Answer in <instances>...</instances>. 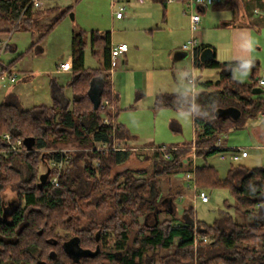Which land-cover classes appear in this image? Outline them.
Returning <instances> with one entry per match:
<instances>
[{
    "label": "trees",
    "instance_id": "1",
    "mask_svg": "<svg viewBox=\"0 0 264 264\" xmlns=\"http://www.w3.org/2000/svg\"><path fill=\"white\" fill-rule=\"evenodd\" d=\"M31 1L0 0L1 6L12 9L16 31L24 21H30ZM157 1L165 11L167 1ZM65 15L44 34L51 33ZM77 37L81 46L72 50V79L68 84L71 96L66 95L64 87L54 84L51 106L26 110L16 94L6 96L0 104V213L7 205L6 191L14 193L16 204L13 215L0 220V264H155L157 259L159 264H264V168L250 169L231 162L227 177L221 180L214 167L196 163L230 152L215 149L219 139L244 129L264 113L263 92H254L261 88L260 64L220 63L215 58L203 64L200 54L211 47L199 46L195 67L215 69L219 79H197L194 83L200 88L198 92L160 94L154 104L156 110L191 113L193 142L166 149L168 158L164 149L155 148L150 156L151 169L129 167L121 171L134 154L124 144L131 139L130 133L116 121L115 126L103 125L101 112L94 110L88 94L91 82L101 78L102 99L115 104L110 75L111 33L90 35L93 49L104 56L102 69L95 70L85 67V33L74 41ZM30 52L31 48L26 54ZM23 57L3 66L10 69ZM236 71H249V81L236 79ZM230 108L240 111L238 120L227 114L217 116L219 110ZM118 115L116 111L115 118ZM4 135L11 140L2 139ZM18 140L23 141L24 152L2 154ZM97 145L106 147L107 152L98 151ZM69 146L80 151L73 154L60 175L59 185L52 186L49 178L43 183L46 172H40L42 165L47 167L50 160L61 159L57 151L43 152ZM113 146L119 148L113 151ZM95 161L99 166L94 165ZM189 174L194 178H186ZM193 186L205 192L228 190L235 203L227 205L234 207L235 215L222 212L211 225L199 221L188 195ZM181 197L184 205L179 215L175 203ZM92 210L102 219L81 226ZM163 213L168 218L160 220ZM152 216L155 222H145ZM68 247L91 254L77 259L66 251ZM172 247V252L159 257Z\"/></svg>",
    "mask_w": 264,
    "mask_h": 264
},
{
    "label": "rangeland",
    "instance_id": "2",
    "mask_svg": "<svg viewBox=\"0 0 264 264\" xmlns=\"http://www.w3.org/2000/svg\"><path fill=\"white\" fill-rule=\"evenodd\" d=\"M58 3L61 6V9L55 12V14L49 15L47 17V25L42 28H38L40 22L37 21L36 23H32L34 24V27L30 31L35 34V37L33 39V34L26 32V30H28L29 28L30 22L28 23L24 21L17 31L15 30L16 25L9 30L10 32L11 30L14 31L13 33L15 34V36L11 42L13 45L18 47L19 51L18 53H7L5 57L3 55L2 60L4 61L8 58L17 59L18 56L22 54L24 56L22 59L23 61L20 60L22 61V63L18 65V69L21 75L19 82L17 83V85H12L10 87H16V90L13 93H19L18 95L20 97V100L26 110H29L35 106L45 105L47 104V102H51V90L54 84L62 85L65 88L66 95L71 96L72 92L68 87V84L72 79V50L73 48H75L76 50L80 49V38L77 37V39L74 41L75 37L79 36L80 33H85V67L90 70H95L103 64V53L100 50L93 49L91 45L90 35L92 32L100 34L110 32L113 34L115 30L114 25L112 24V18H116V13L119 7L122 6L121 4L113 6L112 0H59ZM170 5L177 6V4L175 3H171ZM157 7L161 6L157 5ZM70 8L71 10L67 12ZM187 8L188 6L185 7L186 10ZM232 12L233 10L228 9V13L225 14L226 17L231 18ZM128 13H136V8H131L130 6L128 8L126 7L125 14L127 15ZM63 14L66 15L62 19V21L52 30L51 33L45 35L44 33L47 31V29L54 22L60 19ZM162 16H164V8H162ZM182 17L187 20V23L189 22L190 37L187 40L189 41L192 38L190 16H183V14H180L178 20L181 21ZM134 18L136 19L137 16H134ZM108 19H110V24L106 26L107 23L105 22V20L107 21ZM133 21L134 19H132L131 22ZM203 25L204 22H202L200 26L201 42L202 40H204L203 30H201ZM136 27L137 26L132 23V25L130 26V30H135ZM182 27L184 28V25ZM1 28L3 27H1L0 25V29ZM118 28L119 27L116 26V30H118ZM124 29L125 28L119 29L121 32V34L118 35L119 37L123 36ZM39 32H41V34ZM3 34L5 35V33H0V36H2ZM210 34L213 42L218 43L219 57L217 58V60H215H224L226 56L229 55V49L226 43L227 38L225 39L224 35H221L215 30L211 31ZM142 35L140 37L137 36V39H139L140 41L145 39V36L142 37ZM41 36H43V40L45 39L44 41H42V44L39 47L36 44L35 50H33L29 54H26L30 48L31 50L33 49L32 44L36 43V41ZM259 36L258 49L261 48L262 51L260 52L258 49L256 51L258 56L257 60L261 62L260 66L262 71L264 69V31H261ZM178 37V31L176 33L165 32L162 35L156 34L155 39L152 40V42L158 41V43H160L159 45L162 47L157 46L155 50L150 51L146 54L142 53L140 57L135 58V61L133 63L135 70L131 66V70H133L134 73L133 76L130 73L127 78H125L124 76H118L117 78V81H121L119 88L123 89L125 96L120 101V108L122 110L120 112L119 120L121 124L129 126L130 130L133 131V133L136 132L137 134H139L137 135V137L139 138L152 139L151 145H153L154 148L152 150H145L146 148L141 149V147L138 148L137 151L133 149L134 154H132L131 158L122 166V168L120 169L121 171L129 167L151 169L152 163L150 161V156L153 152H155V148L168 150L173 149V147L175 146L184 147L193 142L195 138V127L193 115L191 113L184 111H173L169 109L155 112L153 110V99H150L148 97H144L141 99L140 96L136 97L135 84L138 83L141 87L140 89L146 90L152 84L154 74L158 77V80L160 81L159 83L162 86L175 85L172 77V68H174L175 71L177 70L176 73L180 78H182L183 76H187V73H193V77L191 78V80L193 78H201L202 81L216 82L219 79V72L215 69L196 68L195 64L193 63L192 55H187L185 59L179 61H175V57H172L170 60L168 59L167 53L169 51V48L172 43L178 39ZM187 41L184 44H186ZM164 43H167V46H165ZM97 51L99 54H94V52ZM143 52H145V49ZM20 61H18L16 64H18ZM61 65L67 66L68 71H65L62 74H58L57 69ZM23 70L32 71L30 73L31 76L25 79ZM118 71V67L115 66L113 68V72H111L112 74L110 73L111 82L114 79L113 76H115V73ZM235 78L240 80L241 82H248L250 78V72L236 71ZM7 83L8 82L6 81L0 80V85L6 86L5 88H7L8 86ZM113 84H115L114 80ZM191 84L194 88H196L194 83L191 82ZM182 88L187 89L191 87L183 86ZM258 89L263 91L261 96L264 99V88ZM4 90L6 91V89H0V104L4 102L2 96L4 94L1 92ZM199 90L200 88H196L194 90V93L198 92ZM191 91L192 89H190L189 92ZM114 106L115 111H117L116 104H114ZM174 122H176L177 124H175ZM222 141H224L225 144L233 146V148L229 149L230 151L235 149H243L248 152L249 158L241 160L238 164L244 165L250 169L264 168V122L260 117L249 121L244 129L233 131L228 135L222 137ZM96 147L99 148L102 146L97 145ZM115 147L116 149L119 148L118 146ZM61 149L70 153L72 159L73 154H75V152L77 151H80L79 149L71 146L61 147ZM56 151H58V149L46 150L43 153L51 154ZM224 153L210 156L204 161H195L199 165L207 164L214 167L217 171L218 177L223 180L227 177L228 171L232 165L230 161H224L221 159V155ZM2 154L5 156L11 155H6L3 152ZM96 163L97 161L94 162V165H97ZM40 172H46L45 164L42 165ZM207 194L210 196V202L208 204H203L200 200L196 199L193 190L190 189V192L188 193V195L190 196L189 199L194 206L196 218L199 221H202L207 225H211L222 212H229L230 214L235 215L234 207L228 208L227 205L229 204L230 206H234L235 203L228 190L215 189L213 191H207ZM4 197L5 202L8 205L15 202L14 193L10 190L6 191ZM175 204L178 207L179 215H182L184 200L178 199ZM87 216V220L84 221L81 226H85L91 220L99 221L102 219V217L95 210L87 212ZM166 218H168L167 213L161 214L160 220ZM155 220L156 217L152 216L147 219V221H145L144 218H141L140 222L143 223L145 221L151 224L155 222ZM60 233L63 234V232ZM172 251L173 247L164 252L162 251L159 257ZM155 264H159V259H157Z\"/></svg>",
    "mask_w": 264,
    "mask_h": 264
},
{
    "label": "crops",
    "instance_id": "3",
    "mask_svg": "<svg viewBox=\"0 0 264 264\" xmlns=\"http://www.w3.org/2000/svg\"><path fill=\"white\" fill-rule=\"evenodd\" d=\"M59 0H51L46 1L42 4V7L40 8H33V14L30 18V25L28 30L26 32L33 34L32 39L35 37V34L30 31L33 29V22H40L38 25V28H42L48 23L47 17L49 15L55 14V12L59 11L61 9V6L59 5ZM177 4L170 5L169 3H166L164 16H162V8H164L157 0H120V4L124 7H133L136 8V13H128L127 15H124L123 19H117L112 18V24L114 25L115 32L111 33V41L113 46H118L121 44H127L129 47V50L124 53L122 56H120L116 61V66L118 67L119 71L115 73V76H113L114 83L112 80V88H113V96L115 98V104L117 111L119 113L118 117L116 118V121L118 124H121L119 117H120V101L123 99L124 91L123 89L119 88L121 81H117L118 76H124L125 78L132 74L134 75L133 70H131V66L134 68L133 63L135 61V58H138L142 55V53H149L150 51H153L157 48V46H160L157 42H152V40L155 39L156 34L162 35L165 32H171L176 33L178 31L179 37L178 39L172 43V45L169 48L168 51V59L170 60L172 57H175V61L183 60L186 57L183 55L184 52L182 50V45L189 39L190 37V28H189V22L187 23L186 19L182 17V20L179 21L178 17L180 14H183V16H189L186 14V9L188 4V0H176L174 2ZM157 5L161 7H157ZM160 8V9H158ZM228 9L233 10L231 13V18L226 17L225 14L228 13ZM11 10H7L5 7L0 5V25L1 28L0 33H5L2 36H0V41L4 40L8 35L12 34V39L14 38L15 34L12 29L14 26L12 24V15ZM198 13L201 15V23L204 22V25L202 26L203 30V38L200 46H209L212 49H214V58L217 60L219 57V50H218V43L213 42L211 39V31H216L220 33L221 35H224L229 49V55L226 56L224 60H219L220 63H237V62H249V61H257L260 65L261 62L257 60V49L259 45L258 38L260 37L259 34L261 31H264V0H219L218 3L215 4V6L211 8H197ZM135 12V11H134ZM134 16H137L135 19ZM132 19H134L133 22ZM28 22V23H29ZM108 24H110V19L107 21ZM42 23V24H41ZM134 23L137 27L135 30H130V26ZM222 23V25H221ZM184 25V28L182 27ZM116 26L119 27L118 30H116ZM124 29L123 36L119 37L118 35L121 34L119 29ZM100 29V28H99ZM99 31V30H98ZM101 31V30H100ZM41 34V32H39ZM143 34V35H142ZM145 36V39L140 41L137 39V36ZM223 37V36H222ZM43 36L39 37V39L36 41V44L38 47L42 44V41H44ZM10 41L8 48L4 54L7 55V53H18V47L13 45ZM224 41V40H223ZM165 46H167V43H164ZM34 43L32 44L33 47ZM132 47V49H131ZM145 49V52H143ZM35 50L33 48L31 52ZM260 52L262 51L261 48L258 49ZM30 52V53H31ZM155 55V54H152ZM193 57V63H195V53ZM15 59V58H14ZM13 58H8L7 60H2V65L7 66L14 60ZM228 59V60H227ZM230 59V60H229ZM23 61V60H22ZM20 61L18 64H15L13 68L16 71L17 74V80L14 83L8 82L7 88L6 86L0 85V89H6V91H1L4 95L3 99H5L6 96L10 94H16L19 96L18 92H15V88H12L10 86L17 85L20 79V71L18 69V65L22 63ZM72 64H73V55H72ZM63 65H61L57 69L58 74H62L65 71L61 69ZM103 64L98 68L102 69ZM67 68V66H65ZM264 68V66H263ZM90 70V69H89ZM68 71V69H67ZM25 79L30 77V73L32 71L23 70ZM173 72V82L175 85L171 86H162L158 80V77L154 74L152 84L146 89L142 90L140 89V85L138 83L135 84V91H136V97H139L142 99L144 97H148L150 99L155 100L158 95L160 94H183V93H194V88L191 84V80L193 73L188 74L187 76H183L182 78L178 77L177 70L175 71L174 68H172ZM185 77V80H184ZM135 79V77H134ZM199 79L201 82V78H193V80ZM96 82L100 83L101 78H96ZM59 85V84H58ZM195 85V83H194ZM62 86V85H60ZM183 86H189L191 88H185L183 89ZM63 87V86H62ZM190 89H192L191 92ZM5 92V93H4ZM135 97V98H136ZM20 98V97H19ZM140 100V99H139ZM138 101V100H137ZM136 101V102H137ZM46 106L52 105V97L51 102H47L45 104ZM154 106V105H153ZM153 110L155 112H158L160 110H156L153 107ZM167 110V109H163ZM171 110V109H169ZM175 111V110H173ZM173 119V118H170ZM194 121V118H193ZM177 124L176 122H174ZM125 126V128L129 131L131 139L124 141L128 147H132L135 151L138 150V148L149 150L154 149L152 143V139L150 138H139L137 137L136 132L133 133V131L130 130L129 126H126L124 124H121ZM228 135V134H227ZM256 136V135H255ZM227 143V141H226ZM155 147V146H154ZM175 147H183V146H175ZM222 147L229 150L230 148H233V146L225 144L224 141H222ZM246 151V150H245ZM151 152V151H150ZM249 158V155L248 157ZM244 158V159H247ZM243 160V159H242ZM204 204V203H203ZM208 204V203H207Z\"/></svg>",
    "mask_w": 264,
    "mask_h": 264
},
{
    "label": "built area",
    "instance_id": "4",
    "mask_svg": "<svg viewBox=\"0 0 264 264\" xmlns=\"http://www.w3.org/2000/svg\"><path fill=\"white\" fill-rule=\"evenodd\" d=\"M46 1H51V0H32L28 7H33V8H40L42 7V4ZM167 3L171 4L174 3L176 0H166ZM219 0H188V8L186 10V14L190 16V24H191V32H192V38L187 41L186 44L182 46V50L184 53L187 55H192L194 56V53L196 49L200 46L201 44V38H200V26H201V15L198 13L197 8L202 7V8H211L215 6L216 3H218ZM112 5L115 6L117 4H120V0H112ZM126 7L120 6L117 13H116V18L117 19H123L125 15ZM12 34L8 35L4 40L0 41V80L1 81H6L10 83H14L17 80V74L15 69L12 67L10 69H6L2 65V57L5 54L8 45L11 41ZM129 50V47L127 44H121L118 46H113L111 48V59H112V70L110 71L113 72V68L116 66V61L117 59L122 56L124 53H126ZM63 71H67V68L65 65L61 67ZM112 74V73H111ZM193 77V74H191ZM191 76H189V80ZM195 80H191L192 83H194ZM259 85L261 88H264V69L262 70V76L259 80ZM99 110L101 112V119L103 125L110 126L114 125L115 126V106L114 104L111 103L109 99H102L101 104L99 107ZM263 122H264V113L260 117ZM2 139L6 141H10L11 137L9 135H4ZM222 138L219 139L217 142L215 149H222ZM98 151L100 152H107V149L105 147H99L97 148ZM113 151H116V147L113 146L112 148ZM166 149H164L165 152ZM25 149L23 148V141L18 140L16 143H12V146L9 150L3 151L4 154L10 155V154H15V153H22L24 152ZM57 152L60 153V161H55L54 159L50 160L47 164L46 167V173H49V181L52 186H58L59 185V177L63 173V171L66 169V166L69 164V162L72 160V157L70 153L66 152L65 150L61 149L58 150ZM248 152L243 150V149H235L231 150L230 152L224 153L221 155V159L224 161H230L232 163H237L240 162L242 159L248 157ZM165 158H168V154L165 152L164 153ZM96 166H99V163H96ZM55 172V173H54ZM54 173V174H53ZM186 178L188 179H193L194 174L191 175H186ZM194 196L196 197L197 200H200L202 203L207 204L210 202V196L207 194V192L198 189L197 187L193 186L192 187ZM180 200H183V197L180 198ZM203 241L208 242L207 239H203Z\"/></svg>",
    "mask_w": 264,
    "mask_h": 264
},
{
    "label": "water",
    "instance_id": "5",
    "mask_svg": "<svg viewBox=\"0 0 264 264\" xmlns=\"http://www.w3.org/2000/svg\"><path fill=\"white\" fill-rule=\"evenodd\" d=\"M185 57H187V54L184 53L183 54ZM214 59V51L212 48H206L204 51H202V53L200 54V61L201 63H207L211 60ZM103 81H100V83L96 82V80L94 79L92 82H91V86H90V89H89V97H90V100L93 104V107H94V110L97 111L100 107V104H101V100H102V94H103ZM255 94H261L263 91L260 90V89H257L254 91ZM229 115L231 116L233 119L235 120H238L241 116V113L238 109L236 108H230V109H227V110H219L217 112V116H222V115ZM31 149V148H29ZM49 177V173H46L45 175L42 176V181L43 183H45L47 181ZM170 204H172V201H170ZM66 251L74 256L75 258H81L82 256H87L89 254H91V251H88V250H82L80 248L78 249H69L66 248Z\"/></svg>",
    "mask_w": 264,
    "mask_h": 264
},
{
    "label": "flooded vegetation",
    "instance_id": "6",
    "mask_svg": "<svg viewBox=\"0 0 264 264\" xmlns=\"http://www.w3.org/2000/svg\"><path fill=\"white\" fill-rule=\"evenodd\" d=\"M15 209V202L9 205L7 204L6 207L3 208V211L0 213V220L8 219L11 215H13Z\"/></svg>",
    "mask_w": 264,
    "mask_h": 264
}]
</instances>
